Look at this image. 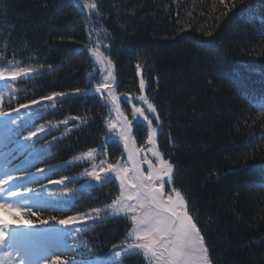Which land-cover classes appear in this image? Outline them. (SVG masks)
Segmentation results:
<instances>
[{"label": "trees", "instance_id": "obj_1", "mask_svg": "<svg viewBox=\"0 0 264 264\" xmlns=\"http://www.w3.org/2000/svg\"><path fill=\"white\" fill-rule=\"evenodd\" d=\"M88 2L97 7L85 0H0V71L36 70L0 81L3 175L24 177L15 183L37 190L33 206L15 202L41 219L77 218L70 226L49 221L12 231L32 240L39 264L57 257V264H150L142 255H114L128 244L129 217L88 216L111 205L120 187L114 178L87 185L86 168L128 159L116 124L123 117L107 91H89L107 75L99 56L112 62L124 117L132 120L133 106L143 108L157 129L155 151L174 166L165 193L184 197L208 264H264V0ZM53 92L65 96L44 102ZM33 100L42 103L20 107ZM149 131L147 121H133L130 147L139 150V162ZM31 132L36 136L25 140ZM86 152L97 156L68 162Z\"/></svg>", "mask_w": 264, "mask_h": 264}, {"label": "snow or ice", "instance_id": "obj_2", "mask_svg": "<svg viewBox=\"0 0 264 264\" xmlns=\"http://www.w3.org/2000/svg\"><path fill=\"white\" fill-rule=\"evenodd\" d=\"M85 6L89 9L97 7L95 2L89 3L88 0H85ZM98 59H100L107 75L103 77L104 83L89 91H94L95 93L107 91V98L114 103L117 116L123 117L120 121L119 136L123 139L131 167L122 166L117 161L116 164H107L106 167L101 166L99 170H93L86 174L98 184L110 182L113 178L119 181L120 196L113 200L109 207L112 210V215L132 214L130 217L132 229L128 235L129 237H135V240L138 241L137 243L127 244L121 251L114 250L115 257L142 255L150 264H208V250L204 246V241L196 224L193 223L188 212L184 210L186 208L184 197L175 189H173L175 197L165 193V183L171 184L173 180V164L161 158L159 152L153 151V155L159 160L160 166L154 167L151 161H147L149 171L145 174L140 162L137 160L139 150L130 147L131 144H134V140L131 137L133 121L137 125H142L144 121L148 122L150 131L148 132L147 141L150 144H155L156 142L157 129L151 127V121L145 115L143 108L133 106L132 120L124 117L120 111L118 97L114 94L113 83L115 82V77L113 75L112 62L110 60L105 62L99 56ZM35 71L32 68H20L12 71L7 76L5 72L0 71V81L8 84L18 78L32 75ZM144 87L145 82L141 79L140 89L143 90ZM76 91L77 93L80 92L79 89ZM64 96V93L53 92L51 96L44 98V102L56 101ZM138 99L147 103L151 113L156 112V108L147 102L145 96L141 95ZM40 103L42 102L33 100L31 105L25 104L20 107L27 109ZM15 111H18V109ZM12 123H15V121H12ZM108 128L110 131L114 130L116 125L109 123ZM35 136L36 133L31 132L24 139L28 140ZM109 139L114 138L109 135ZM93 155V152H86L83 156H79L76 159H90ZM93 167L95 168L96 166L94 165ZM38 171L44 174L46 170L39 169ZM6 177V179H0V195H5L11 199L27 196L37 191L26 187L24 184L15 183L17 180H24V177H15L10 173H6ZM50 183L60 185L63 184V181H50ZM24 203H27V201H24ZM0 209L12 215L11 221L0 216V249H8V251H0V264H39V260L29 262L27 259V256L34 254V250L30 246L32 240L24 233L12 231L13 225L17 227L21 224L32 226L34 223L47 224L49 221H55L60 225L70 226L77 222V218L74 216H68L64 219H58L56 216H51L47 220L41 219L36 212L32 211L31 207L22 206V204L16 203L15 200H12V202L0 200ZM22 216L35 217V222L31 218L22 219ZM80 223H83V221H80ZM12 249H15V256L11 251ZM21 251L24 252L22 257ZM16 257L21 258L17 261ZM58 259L57 257L53 264H57ZM65 264H86V262L74 260L65 262Z\"/></svg>", "mask_w": 264, "mask_h": 264}, {"label": "rangeland", "instance_id": "obj_3", "mask_svg": "<svg viewBox=\"0 0 264 264\" xmlns=\"http://www.w3.org/2000/svg\"><path fill=\"white\" fill-rule=\"evenodd\" d=\"M146 107H148L147 106V103H145V102H143V101H141ZM142 103H140V105H142ZM149 103V102H148ZM151 103V102H150ZM120 121L121 120H119V119H117V122H116V124H118V128L120 129V127H121V123H120ZM56 127V126H55ZM153 151H155V145L154 144H150L149 143V145H148V147L146 148V149H143L142 150V161L140 162V164H141V168H142V170L145 172V174H147V172L149 171V168H148V164H147V161H151L152 162V160L155 158V156L153 155ZM140 153V154H141ZM79 156H83V154L82 155H79ZM79 156H76V157H74V158H72L71 160H69L68 162L69 163H77V162H82V161H84V160H77L76 158L77 157H79ZM97 156V154H94L93 155V157H96ZM92 157V158H93ZM92 158H90V159H92ZM86 160H89V159H86ZM120 163H121V165L122 166H127V167H131V162H129L128 161V159H123L122 161H120ZM157 164H156V167H159L160 165H159V161H157L156 162ZM93 165H92V168L91 169H87L86 168V170L84 171V173H85V175L86 176H88L90 179L86 182V184L88 185L89 183H92L93 181H94V179L92 178V177H90L89 175H87L86 173L87 172H91V171H93V170H99V165L98 164H96V163H92ZM96 166L95 168L93 167V166ZM3 166H4V164L1 162V165H0V168H3ZM2 170V169H1ZM1 170H0V172H1ZM3 172V171H2ZM0 177H6L5 175H2V173H0ZM27 181H31L30 179H28ZM25 183H27V182H25ZM65 193H66V191H64ZM73 192V191H72ZM70 193V192H69ZM33 197H34V195L32 194V193H30V194H28L27 196H23V197H18V198H7L5 195H0V200H4L5 202H12V200H16V199H19V198H22V199H24V201H27V205H29V206H33L34 204V199H33ZM68 197H70V195H68ZM39 201V200H38ZM110 205H108V206H106V207H104V208H101V209H97V210H95V211H90V212H88V216H90V217H95V216H98V217H100V218H102L103 216H108V217H110V216H116V215H112V210H111V208L109 207ZM9 216V217H11L12 218V215H11V213H8V212H6L5 210H2V209H0V216H2L3 218H5L6 216ZM131 213H129V214H127V215H125V214H120V215H118V216H125V217H131ZM6 219V218H5ZM127 242H128V244L129 243H137L138 241H136L135 240V237H129L128 238V240H127ZM35 245H37V244H35ZM205 246V245H204ZM125 247V245L123 246V248ZM205 248H206V246H205ZM207 249V248H206ZM0 251H8V249H0ZM12 251V253H13V255L15 256V249H12L11 250ZM21 252H23V251H21ZM22 256H24V253H23V255H21V257ZM21 257H16V259H17V261L19 260V258H21ZM27 258H31L30 257V255L29 256H27Z\"/></svg>", "mask_w": 264, "mask_h": 264}]
</instances>
